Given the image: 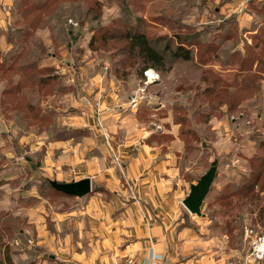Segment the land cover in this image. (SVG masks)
Instances as JSON below:
<instances>
[{
    "label": "rangeland",
    "instance_id": "rangeland-1",
    "mask_svg": "<svg viewBox=\"0 0 264 264\" xmlns=\"http://www.w3.org/2000/svg\"><path fill=\"white\" fill-rule=\"evenodd\" d=\"M6 2L0 0V264H59L78 243H105L109 231L78 227L88 199L51 190L48 181L58 180L44 173V161L53 143L87 136L81 123L92 120L96 129V98L118 90L138 101L132 107L147 130L165 132L158 142L174 149L182 201L217 163L201 215L179 205L176 230L198 243L189 250L207 264H264L251 261L247 237L251 230L264 238V0ZM132 35H143L169 70L141 73ZM177 47L189 61L172 56Z\"/></svg>",
    "mask_w": 264,
    "mask_h": 264
},
{
    "label": "crops",
    "instance_id": "crops-1",
    "mask_svg": "<svg viewBox=\"0 0 264 264\" xmlns=\"http://www.w3.org/2000/svg\"><path fill=\"white\" fill-rule=\"evenodd\" d=\"M3 11L0 9V17L5 18ZM100 96L96 98L100 105L96 129L92 120L80 122L88 133L81 142L53 143L44 173L55 172V179L64 182L88 178L93 190L77 199H88L77 213L82 217L78 227L91 223L95 231L109 234L105 243H78V249L65 253L59 264H118L126 257L137 264H147L152 258L167 264H207L209 258L189 250L198 243H187L185 230H176L182 200L179 188L174 187V149L164 150L158 142L165 132L152 134L137 120L134 96L124 98L120 90ZM56 152L63 155L61 160H56ZM58 170L62 174L57 175ZM49 258L59 260L56 255Z\"/></svg>",
    "mask_w": 264,
    "mask_h": 264
},
{
    "label": "water",
    "instance_id": "water-1",
    "mask_svg": "<svg viewBox=\"0 0 264 264\" xmlns=\"http://www.w3.org/2000/svg\"><path fill=\"white\" fill-rule=\"evenodd\" d=\"M217 163L213 162L207 172L195 184L189 186L188 195L182 201L183 207L191 215L200 216L201 206L214 181ZM49 186L57 193L67 197L82 198L92 192L88 178L76 182L49 181Z\"/></svg>",
    "mask_w": 264,
    "mask_h": 264
},
{
    "label": "trees",
    "instance_id": "trees-1",
    "mask_svg": "<svg viewBox=\"0 0 264 264\" xmlns=\"http://www.w3.org/2000/svg\"><path fill=\"white\" fill-rule=\"evenodd\" d=\"M129 42L132 49H136L139 58H141V63L143 64V69L140 71L141 73L142 71L143 72L146 71L148 68H152L161 73L169 70V67L166 66L167 64L164 55L159 51H157L150 44V42L146 40V38L143 35H132L131 37H129ZM168 50L169 48H167L165 51ZM182 50L183 49H181V47H177L175 49V52L172 54V56L177 58H182V60L184 61H189L190 59L189 53L187 51H182ZM49 188L53 190L50 186Z\"/></svg>",
    "mask_w": 264,
    "mask_h": 264
},
{
    "label": "built area",
    "instance_id": "built-area-1",
    "mask_svg": "<svg viewBox=\"0 0 264 264\" xmlns=\"http://www.w3.org/2000/svg\"><path fill=\"white\" fill-rule=\"evenodd\" d=\"M248 232V233H247ZM247 237L251 240V261L262 262L264 260V238L253 236V232L248 230ZM126 260V261H125ZM124 264H135L131 257L124 259ZM120 264H123L121 262ZM147 264H167L164 259L152 258Z\"/></svg>",
    "mask_w": 264,
    "mask_h": 264
}]
</instances>
